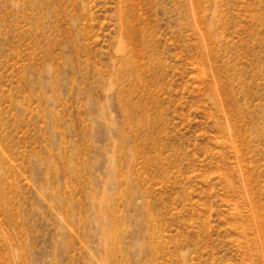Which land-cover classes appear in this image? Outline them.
Wrapping results in <instances>:
<instances>
[{
    "label": "rangeland",
    "instance_id": "1",
    "mask_svg": "<svg viewBox=\"0 0 264 264\" xmlns=\"http://www.w3.org/2000/svg\"><path fill=\"white\" fill-rule=\"evenodd\" d=\"M0 264H264V0H0Z\"/></svg>",
    "mask_w": 264,
    "mask_h": 264
}]
</instances>
